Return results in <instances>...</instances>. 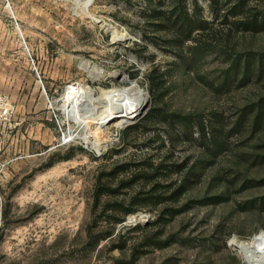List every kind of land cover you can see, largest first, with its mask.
Instances as JSON below:
<instances>
[{
	"label": "rangeland",
	"instance_id": "374dc122",
	"mask_svg": "<svg viewBox=\"0 0 264 264\" xmlns=\"http://www.w3.org/2000/svg\"><path fill=\"white\" fill-rule=\"evenodd\" d=\"M82 2L0 0V264H249L233 243L264 230V0H93L125 41ZM131 82L139 118L94 125L98 149L68 136V85L100 111Z\"/></svg>",
	"mask_w": 264,
	"mask_h": 264
},
{
	"label": "bare ground",
	"instance_id": "6f19581e",
	"mask_svg": "<svg viewBox=\"0 0 264 264\" xmlns=\"http://www.w3.org/2000/svg\"><path fill=\"white\" fill-rule=\"evenodd\" d=\"M92 2L93 0H83L81 3L82 13L85 16L93 17L96 22L101 21L100 26L106 31L111 32L115 41L127 40L130 34L126 30H120L114 25L105 23L100 17L93 16L90 12ZM19 30L24 37V32L21 28H19ZM84 64H87V66L91 68L89 72L93 79H101L109 76V73L94 64L92 65L91 62H85ZM102 92L103 98L106 100V105L104 104L103 109L100 108V111L97 109L98 106L96 107L94 104L95 98L91 87L80 83L67 86L65 103L63 105L65 118L67 120H74L77 124L76 133H68V136H76V138L81 140L87 147L95 149H98L99 144L93 138V126L98 124L111 127L119 123H127L136 120L143 110L147 96L145 89H142L137 82H131V85L122 90H102ZM86 105L89 106L91 110H95V112H89L90 115L87 117L84 116L86 112L84 115H79L78 111ZM96 110H98L97 113ZM102 112L105 113L101 115ZM93 113L95 116H91ZM65 137H67V135H65ZM138 216L141 219L143 215L139 214ZM137 219L138 217L136 216L131 217L132 221H136ZM233 246L249 264H264V230L260 231V233L250 240L234 242Z\"/></svg>",
	"mask_w": 264,
	"mask_h": 264
},
{
	"label": "water",
	"instance_id": "95a60500",
	"mask_svg": "<svg viewBox=\"0 0 264 264\" xmlns=\"http://www.w3.org/2000/svg\"><path fill=\"white\" fill-rule=\"evenodd\" d=\"M97 23H101V21H98ZM125 79H127V78H125ZM147 94V96H146V102H145V104H144V107H143V110L141 111V113L139 114V117L145 112V110L148 108V106H149V104H150V102H149V96H148V93H146ZM138 117V118H139ZM132 122V121H131ZM128 124H130V122H127V123H124L123 125H128ZM122 125V126H123ZM139 215V214H138Z\"/></svg>",
	"mask_w": 264,
	"mask_h": 264
},
{
	"label": "trees",
	"instance_id": "16d2710c",
	"mask_svg": "<svg viewBox=\"0 0 264 264\" xmlns=\"http://www.w3.org/2000/svg\"><path fill=\"white\" fill-rule=\"evenodd\" d=\"M232 70L234 71V73H231V72H230L229 74H234V75L236 76V78H237L238 73H239V65H238L236 68L233 67Z\"/></svg>",
	"mask_w": 264,
	"mask_h": 264
},
{
	"label": "built area",
	"instance_id": "2783aa9c",
	"mask_svg": "<svg viewBox=\"0 0 264 264\" xmlns=\"http://www.w3.org/2000/svg\"><path fill=\"white\" fill-rule=\"evenodd\" d=\"M3 102H5L4 101V99H2L1 97H0V104H2ZM9 112V108H4V113H8Z\"/></svg>",
	"mask_w": 264,
	"mask_h": 264
}]
</instances>
